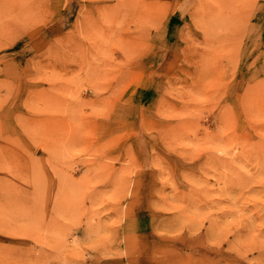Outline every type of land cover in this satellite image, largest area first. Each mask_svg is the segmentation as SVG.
<instances>
[{"label": "rangeland", "instance_id": "374dc122", "mask_svg": "<svg viewBox=\"0 0 264 264\" xmlns=\"http://www.w3.org/2000/svg\"><path fill=\"white\" fill-rule=\"evenodd\" d=\"M0 264H264V0H0Z\"/></svg>", "mask_w": 264, "mask_h": 264}]
</instances>
